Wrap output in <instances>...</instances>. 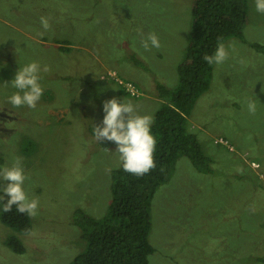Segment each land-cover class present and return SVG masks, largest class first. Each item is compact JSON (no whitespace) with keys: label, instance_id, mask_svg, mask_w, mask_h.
Wrapping results in <instances>:
<instances>
[{"label":"rangeland","instance_id":"374dc122","mask_svg":"<svg viewBox=\"0 0 264 264\" xmlns=\"http://www.w3.org/2000/svg\"><path fill=\"white\" fill-rule=\"evenodd\" d=\"M248 2L246 41L232 36L223 43L228 56L215 63L187 121L215 169L201 172L182 156L158 187L149 264H264V53L253 46L264 44V13ZM193 6L194 0H0V164L22 157L29 195L40 202L29 234L0 219V264L72 262L82 248L74 210L103 216L112 202V171L121 166L116 144L93 136L103 101L126 97L155 118L163 103L156 85H179ZM149 33L158 35L159 48L142 47ZM16 48L22 62L36 60L48 70L37 107L11 114L4 82L19 68ZM249 100L257 104L254 113ZM14 233L24 253L6 244Z\"/></svg>","mask_w":264,"mask_h":264},{"label":"trees","instance_id":"16d2710c","mask_svg":"<svg viewBox=\"0 0 264 264\" xmlns=\"http://www.w3.org/2000/svg\"><path fill=\"white\" fill-rule=\"evenodd\" d=\"M248 1L194 0L189 42L178 67L179 85L175 89L156 85L155 96L163 100L152 126L158 141L156 166L140 176L124 171L122 166L114 169L112 202L103 216L97 217L82 207L74 210L73 223L80 230L82 248L70 264H149V256L155 252L149 238L151 205L158 187L170 180L182 156L190 158L201 172L214 171L213 157L205 152L199 135L188 129L187 121L213 78L215 63H209L205 56L212 55L219 44L232 36L246 41ZM253 46L264 53V44L255 42ZM134 60L142 64L136 56ZM0 219L22 235L33 230L31 215L19 213L15 208L0 213ZM6 244L17 253L26 250L16 233L8 236Z\"/></svg>","mask_w":264,"mask_h":264},{"label":"clouds","instance_id":"9594fccd","mask_svg":"<svg viewBox=\"0 0 264 264\" xmlns=\"http://www.w3.org/2000/svg\"><path fill=\"white\" fill-rule=\"evenodd\" d=\"M255 8L259 13H264V0H255ZM41 25L49 28V19L42 16ZM145 50L159 48L160 39L157 34L149 33L141 39ZM19 68L10 82H4L6 94L5 104L16 114L15 110L28 107L35 109L44 95L45 88L41 84L42 71H47V66L41 67L36 60L22 62L16 48ZM228 56V50L223 43L219 44L212 55H206L209 63H222ZM5 65H0L4 67ZM114 88V87H113ZM249 112L257 110L253 100L247 103ZM4 107L0 109L3 111ZM103 119L93 127V136L100 141H111L116 144L114 152L124 171L144 175L156 166L155 152L157 137L152 131L154 115L140 114L137 105L126 97H112L103 101ZM2 123V122H0ZM8 127V124L6 125ZM30 180L23 158L10 155L9 162L0 164V181L6 182L0 187V213H9L15 208L19 213L36 215L39 208V199L29 195L27 181Z\"/></svg>","mask_w":264,"mask_h":264},{"label":"built area","instance_id":"2783aa9c","mask_svg":"<svg viewBox=\"0 0 264 264\" xmlns=\"http://www.w3.org/2000/svg\"><path fill=\"white\" fill-rule=\"evenodd\" d=\"M117 82H119L120 84H123L124 85V88L128 91H130V92H132L133 94H136V93H138L139 94V89H138V87H137V85H135L134 83V85L132 84V83H130V81H124L123 79L122 80H119V81H117ZM127 82V83H126ZM137 90V91H136ZM222 142H223V140H221Z\"/></svg>","mask_w":264,"mask_h":264},{"label":"crops","instance_id":"0c3cea01","mask_svg":"<svg viewBox=\"0 0 264 264\" xmlns=\"http://www.w3.org/2000/svg\"><path fill=\"white\" fill-rule=\"evenodd\" d=\"M121 96H124V95H121Z\"/></svg>","mask_w":264,"mask_h":264}]
</instances>
